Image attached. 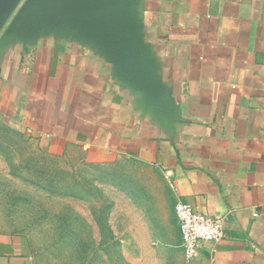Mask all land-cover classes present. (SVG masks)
Instances as JSON below:
<instances>
[{
  "label": "crops",
  "instance_id": "crops-1",
  "mask_svg": "<svg viewBox=\"0 0 264 264\" xmlns=\"http://www.w3.org/2000/svg\"><path fill=\"white\" fill-rule=\"evenodd\" d=\"M107 1L125 54L69 20L30 43L0 29L1 117L96 166L93 239L106 228L129 264H264V0ZM179 202L225 219L190 263ZM0 264H35L24 235L0 233Z\"/></svg>",
  "mask_w": 264,
  "mask_h": 264
},
{
  "label": "rangeland",
  "instance_id": "rangeland-1",
  "mask_svg": "<svg viewBox=\"0 0 264 264\" xmlns=\"http://www.w3.org/2000/svg\"><path fill=\"white\" fill-rule=\"evenodd\" d=\"M72 156L49 152L0 115V233L24 235L35 264H129L106 228L99 225L103 240L93 239L96 166Z\"/></svg>",
  "mask_w": 264,
  "mask_h": 264
},
{
  "label": "water",
  "instance_id": "water-1",
  "mask_svg": "<svg viewBox=\"0 0 264 264\" xmlns=\"http://www.w3.org/2000/svg\"><path fill=\"white\" fill-rule=\"evenodd\" d=\"M12 17V29L22 31L26 43L38 40L43 26L69 20L93 27L123 54L128 45L120 14L107 0H0V29Z\"/></svg>",
  "mask_w": 264,
  "mask_h": 264
},
{
  "label": "built area",
  "instance_id": "built-area-1",
  "mask_svg": "<svg viewBox=\"0 0 264 264\" xmlns=\"http://www.w3.org/2000/svg\"><path fill=\"white\" fill-rule=\"evenodd\" d=\"M175 212L182 238V249L188 263L199 256L202 244H218L224 239V218L201 213L193 205L183 202L177 203Z\"/></svg>",
  "mask_w": 264,
  "mask_h": 264
}]
</instances>
